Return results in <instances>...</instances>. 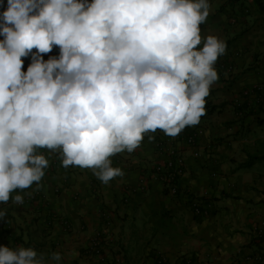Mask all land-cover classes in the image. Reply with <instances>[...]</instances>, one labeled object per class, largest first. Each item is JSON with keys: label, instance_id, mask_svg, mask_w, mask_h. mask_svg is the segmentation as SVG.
I'll return each mask as SVG.
<instances>
[{"label": "clouds", "instance_id": "obj_1", "mask_svg": "<svg viewBox=\"0 0 264 264\" xmlns=\"http://www.w3.org/2000/svg\"><path fill=\"white\" fill-rule=\"evenodd\" d=\"M211 10L210 0H6L0 204L23 205L24 190L39 187L50 164L40 149L109 185L125 176L111 157L133 153L145 136L154 142L148 134L157 130L175 138L199 125L227 49L201 34ZM54 48L58 55H48ZM7 214L0 209V219ZM63 260L59 251L0 245V264Z\"/></svg>", "mask_w": 264, "mask_h": 264}, {"label": "crops", "instance_id": "obj_2", "mask_svg": "<svg viewBox=\"0 0 264 264\" xmlns=\"http://www.w3.org/2000/svg\"><path fill=\"white\" fill-rule=\"evenodd\" d=\"M210 3L201 34L217 35L227 49L214 65L219 80L205 98L215 110L181 132L199 137L195 146L178 144L186 170L179 193L167 195L154 175L164 161L155 148L160 130L148 134L154 142L145 136L133 153L111 157L125 176L109 185L90 169H64L58 154L40 149L50 164L39 187L24 190L31 203L0 204L8 213L0 219V245L59 251L63 264H154L159 256L169 264L186 257L200 264H250L254 255L264 264V240L253 232L264 224V0ZM4 6L6 0L0 12ZM29 63L24 58V71ZM255 157L259 161L247 166ZM190 202L211 206L209 215L196 218ZM98 235L101 259L88 250Z\"/></svg>", "mask_w": 264, "mask_h": 264}, {"label": "built area", "instance_id": "obj_3", "mask_svg": "<svg viewBox=\"0 0 264 264\" xmlns=\"http://www.w3.org/2000/svg\"><path fill=\"white\" fill-rule=\"evenodd\" d=\"M198 133L193 132L189 136H183L181 133L175 137H167L164 134L155 142V148L161 156L164 157V161L158 163L154 168V175L160 180L167 195L176 196L179 193L178 181L185 174V159L182 155V151L178 148L179 143L186 144L187 146H195L198 142ZM41 153L44 154L42 150ZM31 203L30 198L24 199L23 205H29ZM193 214L196 217L205 218L209 215L211 206L203 207L196 202H190ZM253 232L255 238L258 241L264 240V224H256L253 226ZM98 239H95L94 245L88 249L94 256L101 259L103 253L100 247L101 236L98 235ZM263 257L260 255H254L247 259L250 264H260ZM154 264H169L166 257L159 256ZM179 264H200L192 257H186L180 260Z\"/></svg>", "mask_w": 264, "mask_h": 264}, {"label": "trees", "instance_id": "obj_4", "mask_svg": "<svg viewBox=\"0 0 264 264\" xmlns=\"http://www.w3.org/2000/svg\"><path fill=\"white\" fill-rule=\"evenodd\" d=\"M254 2L256 3V5L257 4L259 5V3L261 4V0H254ZM205 107H206V111L213 112L215 110L214 108L210 107L209 103H206ZM243 109L244 108H239L238 110L241 112ZM249 113H250L249 115H252L254 112H253V110H251ZM257 161H259L258 157L252 158V160H250V162L248 163L247 166H250V165L256 163ZM196 218L200 219V217H196Z\"/></svg>", "mask_w": 264, "mask_h": 264}]
</instances>
